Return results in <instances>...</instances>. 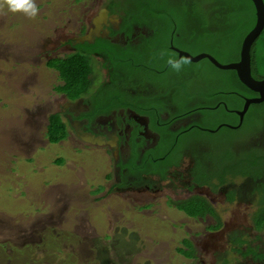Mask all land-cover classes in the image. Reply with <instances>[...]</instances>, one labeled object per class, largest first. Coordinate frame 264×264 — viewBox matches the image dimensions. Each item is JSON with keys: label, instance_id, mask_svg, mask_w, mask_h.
<instances>
[{"label": "rangeland", "instance_id": "rangeland-1", "mask_svg": "<svg viewBox=\"0 0 264 264\" xmlns=\"http://www.w3.org/2000/svg\"><path fill=\"white\" fill-rule=\"evenodd\" d=\"M35 3L39 9L35 17L0 7V264H190L186 257L176 254L175 249L184 248L182 241L188 236L169 223L183 218L172 215L165 196L157 199L152 213H139L119 195L95 193L103 189L102 185L108 189L112 184L105 178L112 172L110 159L103 152L77 154L71 142L48 145L43 140L46 126L34 128L33 119L41 117L39 109L53 100L54 89L60 84L53 71L46 74L45 59L68 55L61 45L49 40L55 35L65 38L68 31L91 20L112 0ZM205 4L208 8L209 2ZM127 7L129 11L134 9L128 1ZM56 47L61 50L53 54ZM179 47L192 55L210 54L224 64L239 57L235 52L221 54L208 43H180ZM169 56L177 58L174 54ZM207 60H187L179 72L170 69L164 80L191 94L212 91L218 76L228 70L214 69ZM190 104L193 103L186 102L180 108L187 110ZM210 117L207 126L211 130L236 122L234 116L225 112H212ZM25 118H31L30 126L23 125ZM257 123L263 128H255L252 123L243 130L196 132L183 144L194 143L196 149L204 147L205 157L219 162L221 168L226 159L235 161L246 149V166L243 164L240 169L248 172L249 162L262 151L255 148L260 147L257 135L264 133V115ZM235 182L240 184L241 180ZM247 200L248 205H220L217 209L226 208L228 213L222 216L225 220L235 218L243 225L246 218L243 227L250 229L259 202L256 189ZM188 222L193 230L204 227ZM252 231L251 228L248 232ZM69 237L72 242L66 243ZM202 259L209 261L212 257ZM239 261L246 260L241 257Z\"/></svg>", "mask_w": 264, "mask_h": 264}, {"label": "flooded vegetation", "instance_id": "flooded-vegetation-1", "mask_svg": "<svg viewBox=\"0 0 264 264\" xmlns=\"http://www.w3.org/2000/svg\"><path fill=\"white\" fill-rule=\"evenodd\" d=\"M111 4L91 20L78 27L75 25L77 28L68 31L65 38L55 35L49 40L61 45L68 55L64 58L47 56L45 59L46 74L53 71L60 84L54 89L53 100L43 110L39 109L41 117H33L34 128L46 126V138L43 140L48 145L64 146L71 142L77 154L103 152L104 157L110 159L112 172L106 174L105 178L112 184L108 189L102 185L103 189L95 193L119 195L139 213H152L157 199L165 196L166 207L172 215L183 218L169 223L173 224L175 230L181 229L188 236L182 241L185 247L176 248V254L186 257L190 264H264V236H259L264 230L256 227L260 208H264L261 196L264 178L247 175L246 171L240 169L245 164L246 149L244 154H238L240 156L235 161L226 159L223 163L225 166L221 168L219 162L205 157V151L202 152L204 147L196 149L194 143L183 144V140L196 132L215 133L223 128L242 130L248 113L241 123L237 112L243 109L244 104L242 108L231 106L226 96V93H231L229 91L221 92L216 102L211 103L214 98L208 90L191 94L168 88L170 83L164 77L170 67L167 62L160 67L161 59L156 56L151 57L152 63L134 69L135 72L150 70L149 78L129 74L123 63L115 61L113 49L134 52L145 45L143 37H149L152 33L145 25L135 24L130 15L112 9ZM104 9L106 14L102 15ZM100 15V24L96 26L94 21ZM92 32V42L77 41ZM176 37L182 42L189 40V35L181 28L176 31ZM172 45L182 49L172 39L170 49L180 59ZM61 49L56 47L53 54ZM78 54L91 62V82L83 96L72 99L63 90L66 82L51 62L64 61ZM36 59L41 60V57ZM130 59L134 61V58ZM232 97L229 98L244 102L247 98L238 93ZM186 102L193 104L187 110H182L180 107ZM212 112H225L234 116L236 122L211 130L207 120ZM25 119L23 125L30 126L31 118ZM58 122L64 126L67 136L58 143H52L49 132L53 126L57 127ZM262 134L257 135V146L260 147L255 149L264 151ZM82 136H93L98 142L90 143ZM236 180H241V183L237 184ZM255 189L259 202L252 216L251 234L248 232L251 228L243 227L247 224L246 218L243 225L235 218L225 220L222 216L228 211L225 207L221 210L217 207L247 204L248 196ZM188 209L196 211L195 214L190 215ZM164 221L167 222L165 217ZM188 221L204 227L193 230ZM186 241L192 244V248L186 246ZM186 253L191 258H187ZM204 257H212V260L204 261ZM241 257L246 261L240 262Z\"/></svg>", "mask_w": 264, "mask_h": 264}, {"label": "trees", "instance_id": "trees-1", "mask_svg": "<svg viewBox=\"0 0 264 264\" xmlns=\"http://www.w3.org/2000/svg\"><path fill=\"white\" fill-rule=\"evenodd\" d=\"M127 1L129 4L132 3L133 11H129ZM206 2H209L208 8H206ZM111 5L113 6L112 9H117L119 12L130 15L135 24L145 25L152 33L149 37H143L145 45L134 50V52L113 49L115 61L123 63L129 74H140L141 77L147 78L151 76L150 70L145 69L144 71H137V73L134 69L138 68L139 65L144 66L146 63H152L151 57L153 56L161 59L159 64L160 67H163L169 55H176L170 49L172 39L177 46L180 43L189 46L208 43L221 54L237 53L239 57L236 61H238L243 39L256 23V11L251 0H112ZM178 28H181L184 33L189 35L187 42H182L176 37ZM130 58H134V61ZM207 61L214 69H218L209 60ZM53 67L60 71L62 78L66 82L63 90L72 99H76L86 93L90 86V75L92 73L91 62L88 59L81 57L80 54L73 55L64 61H59ZM252 68L255 78H264V33L254 45ZM223 72L227 75L218 76V83L211 87L214 90H208L214 98L211 103H215L216 97L221 95V92L226 91L231 92L226 93L228 101L231 100L229 103L231 102L233 106L238 105L241 108L244 101L232 99L233 94L238 93L246 97L257 96L255 92L251 91L239 80L235 71L228 70ZM167 87L176 88L177 90L179 87L180 90H183L182 86L174 83H170ZM262 115H264V103L252 105L243 129L252 123L255 128L257 126L262 127L257 123ZM53 127L49 132V138L52 143H58L66 138V130L60 122H58L57 127ZM258 153L259 155H256L249 162L248 169L250 170L248 172L245 171L247 175L264 178V151ZM261 196L264 202V190L261 192ZM260 211L256 218V227L258 230L263 231L264 208L261 207ZM195 212L188 209L190 215L195 214ZM185 244L187 247L192 248V244L189 241H186ZM186 254L187 258H191L189 253Z\"/></svg>", "mask_w": 264, "mask_h": 264}, {"label": "water", "instance_id": "water-1", "mask_svg": "<svg viewBox=\"0 0 264 264\" xmlns=\"http://www.w3.org/2000/svg\"><path fill=\"white\" fill-rule=\"evenodd\" d=\"M254 4L256 11V23L254 27L249 31V33L243 39L241 49H240V58L236 62L231 63H221L214 56L203 53L199 55H192L186 51L180 50L172 45V48L178 53L179 58H185L186 60L192 63H199L204 59H208L215 67L220 70H232L237 73L239 80L248 87L251 91L257 94L256 97H247L244 102L243 109L238 111L237 114L241 118V123L244 121V116L248 113L252 105H259L264 103V78L257 79L253 75L252 68V51L254 45L258 39L264 33V0H251ZM106 14V9L102 11V15ZM101 15L98 16L94 23L96 26L100 24ZM94 33L78 39V42H92ZM82 138L90 143H97L98 140L93 136H82Z\"/></svg>", "mask_w": 264, "mask_h": 264}, {"label": "clouds", "instance_id": "clouds-1", "mask_svg": "<svg viewBox=\"0 0 264 264\" xmlns=\"http://www.w3.org/2000/svg\"><path fill=\"white\" fill-rule=\"evenodd\" d=\"M0 7H6L12 13L22 12L29 17H35L39 11L35 0H2ZM166 62L173 71L179 72L188 61L169 56Z\"/></svg>", "mask_w": 264, "mask_h": 264}, {"label": "crops", "instance_id": "crops-1", "mask_svg": "<svg viewBox=\"0 0 264 264\" xmlns=\"http://www.w3.org/2000/svg\"><path fill=\"white\" fill-rule=\"evenodd\" d=\"M66 240V243H71L72 242V239L69 237V238H67V239H65ZM56 241H54V242H52V244L53 243H55ZM51 246V244L49 243V247ZM51 248V247H50Z\"/></svg>", "mask_w": 264, "mask_h": 264}]
</instances>
